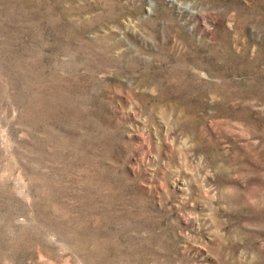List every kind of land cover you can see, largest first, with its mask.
Instances as JSON below:
<instances>
[{"label":"rangeland","instance_id":"1","mask_svg":"<svg viewBox=\"0 0 264 264\" xmlns=\"http://www.w3.org/2000/svg\"><path fill=\"white\" fill-rule=\"evenodd\" d=\"M0 264H264V0H0Z\"/></svg>","mask_w":264,"mask_h":264}]
</instances>
